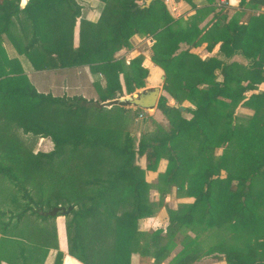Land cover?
<instances>
[{
	"label": "trees",
	"instance_id": "1",
	"mask_svg": "<svg viewBox=\"0 0 264 264\" xmlns=\"http://www.w3.org/2000/svg\"><path fill=\"white\" fill-rule=\"evenodd\" d=\"M101 1L100 17L90 23L95 32L87 37L80 27L78 45L61 54L70 45L72 26L78 16L74 0H26L22 6L19 0H0V107L8 105L6 113L13 111L14 115L29 119L30 124L40 125L42 131L23 126L22 122L19 126L24 132L49 136L52 148L35 153L45 156L48 162L62 156L64 149L72 153L78 147L86 148V155L92 157L96 148L104 146L115 157L113 168L103 170L105 175L93 170L89 178L84 177L78 185L67 184L54 198L34 199L26 190L22 196L28 203H46L47 210L36 214L40 218L63 214L60 209L70 205L63 214L67 217V252L82 264H129L132 252L149 254L158 264L174 246L176 230L182 228L186 229L179 231L181 246L170 257V264H191L201 254L222 257L229 264H264V89L254 91L259 83H264V13L249 15L239 22L234 16L225 21L223 15L214 12L215 19L199 33L201 28L197 30L196 23L213 9L210 5L196 8L194 16L184 20L171 17L162 0H151L147 6L143 0ZM239 2L264 5V0ZM39 13L53 17L49 26L60 47L56 65L88 62L90 68L99 67L104 73L103 87L94 81L98 99L37 91L15 65L16 59L6 55L2 35L12 38L11 28L15 25L25 38L18 47L20 52L30 55V49L35 51L44 42L48 23L44 26L36 20ZM46 17L42 22L47 21ZM26 20L28 32L24 27ZM133 33L153 37L150 58L163 69L162 89L174 99L168 104L165 96L159 94L156 101V108L168 118L166 129L157 125L152 135L138 140L134 151L129 148L128 133L116 145L98 137L74 135L76 124L71 121L51 119L52 124H40L41 112L53 104L61 105L60 111L67 114L78 108L110 106L106 100L121 93L119 73L126 92L142 85L145 69L140 65L141 55L132 57L127 64L123 57H107L99 62L101 58H93L104 49L128 47ZM202 40H206L207 49L219 42L221 57L201 58L189 50ZM179 42L187 46L180 47ZM232 53L241 54L246 62L228 61ZM248 90L251 91L246 93ZM182 99L193 105L186 107L189 117L181 114ZM236 105L251 108L252 112L246 117L237 116ZM216 146L222 147L219 154L213 152ZM134 152H145L148 169L155 167L159 157H166L165 167L157 175L162 181L158 185L160 196L166 185L175 184L178 191L190 197L174 209L166 207L164 231L156 228L147 232L139 227L140 219L151 215L161 202L146 197L149 183L143 169L131 163ZM0 171L14 179L9 167H0ZM34 210L26 204L14 216L20 219L26 211ZM187 230L194 235L187 234ZM259 234L263 236L256 239ZM51 264H59L56 253ZM63 264L77 262L65 257Z\"/></svg>",
	"mask_w": 264,
	"mask_h": 264
},
{
	"label": "rangeland",
	"instance_id": "2",
	"mask_svg": "<svg viewBox=\"0 0 264 264\" xmlns=\"http://www.w3.org/2000/svg\"><path fill=\"white\" fill-rule=\"evenodd\" d=\"M185 1L192 4L191 0ZM171 13L173 15L175 12ZM178 13V16L180 17L182 12ZM221 13L224 19H229L230 16L227 17L225 12L221 11ZM236 13H239V11H236ZM242 13L243 12L241 11V14ZM259 13H263V11L253 14L257 15ZM207 25L208 21L200 19L195 28L197 29L200 27L201 29L197 30L201 33ZM195 28H193V30ZM196 49V53L201 50L199 48L198 50ZM229 58L227 60L231 61ZM262 89H264V83L258 84L254 91ZM249 91L251 90L246 91V93ZM123 94L124 93H120L116 96ZM159 94H161V91ZM50 106L51 108H46L48 112L43 111L50 124H52V120L61 123L71 121L76 124V131L73 132L74 135H80L82 138L86 139L98 137L116 145H119L121 140L125 137V134L128 133L131 139L129 148L134 151L137 147L138 140H145L147 136L152 135L155 132L157 125L164 129H166L168 125V118L161 111L160 113L163 114V116H160L159 119H155L153 118L154 116L149 115L150 111L140 108L135 110L133 109L134 107H129V109L125 110L116 105L104 106L100 109L90 107L82 110L78 108L71 114H67L60 111L62 106L59 104H53ZM8 108L10 107L7 105L2 110L7 111ZM234 112L237 116L246 117L252 112V109L243 105H236L234 107ZM139 113H141V116H139ZM181 113L183 115L190 114L185 109L181 110ZM9 115L12 116V113L8 112L3 116L7 117ZM16 115L13 116L12 119L1 118L0 112V153L6 156L0 165L8 166L10 172L14 176L12 181L8 178L10 180V190L7 192V195H4L5 198L2 197L4 191L0 189V264H51L55 253L57 254V261L59 259V264H61L62 256L65 255V257H69V253L67 252L68 237L65 228L67 217L63 214L46 218L38 217L36 215L37 213H43L47 210L46 203L40 201L36 203H28L27 198L23 197L22 193L26 190L34 199H37V197L40 199H47V197L54 198L57 194H60L65 190L67 184L72 183L78 185V182L84 177L89 178L93 170L101 173V175H105L103 170L113 168L112 165L115 162V157L113 153L104 146L96 148L95 156L92 157L86 155V148L81 150L80 147H78V149L72 153L68 152L67 149H64L62 156L54 157L51 162H48L46 161L45 156L30 152L31 143L35 138V133L32 131L23 132L19 126L21 124L20 122L23 123L21 124L23 126H32L38 129L40 128V125L37 123L30 124L32 122H30L29 119L25 120L19 115H17L19 117ZM39 122L40 124L42 122L40 118ZM4 124H6V126H4ZM136 131H138L137 134ZM47 138L49 139V137ZM221 149V146L214 147V154H219ZM161 155L165 154L161 153ZM160 158L165 159L162 161H165L166 164V157L161 156L157 160L153 169L145 167V152H134V155L131 158V163L142 168L144 171L143 175L148 180L149 187L146 189V197L148 200H150L151 197V189L155 187L159 192L158 185L162 182L157 176L165 167L160 168V165L158 164ZM2 176L9 177V175L0 171V178ZM165 192H167L166 195H168L169 198L168 200L163 199L164 208H161H163L167 218L166 207L174 209L177 207V204L185 201V197L188 196L184 195L183 192L178 191L175 184L166 185ZM8 195L12 202L11 207H9V199L6 198ZM158 200L162 204V196ZM26 204H29L35 209V212L31 213L26 211L20 219H17L14 216L15 213L21 210ZM159 210L161 209L159 208L158 211ZM60 211L63 212L64 208L60 209ZM157 212L155 214L156 216ZM151 220L154 221V217L151 218ZM151 223L152 222L149 219H146L143 223L144 229L148 230L147 232L151 231L152 228V230H154L155 227L160 228ZM160 229L162 230V228ZM184 229L186 228H182V231L176 230L177 232H175L176 235L174 240L179 244V248L181 245L178 240L182 237V234L179 233V231L183 233ZM186 233L190 236L194 235L191 230H187ZM262 236L263 235L259 234L258 236L256 235L255 238L260 239ZM165 239L166 235H163L162 240ZM177 248L178 245L174 246L173 250H176ZM200 257L213 259L215 256L212 254H201L193 259L192 262ZM215 258H220L229 264L222 257ZM141 260L140 263L137 262L136 264H149L148 260L145 261L143 258ZM129 264H132L131 257L129 259Z\"/></svg>",
	"mask_w": 264,
	"mask_h": 264
},
{
	"label": "crops",
	"instance_id": "3",
	"mask_svg": "<svg viewBox=\"0 0 264 264\" xmlns=\"http://www.w3.org/2000/svg\"><path fill=\"white\" fill-rule=\"evenodd\" d=\"M26 0H19V5L22 6L25 3ZM75 3L78 5V16L74 19V24L72 26L71 30V36H70V45L69 43L66 45L68 48H64L61 51V54L69 52V50H72L74 47L78 45L79 42V32L80 27L84 31L85 34H87V37L90 36V33L95 32V30H92L91 24L96 22L101 14V9L103 6V1L101 0H74ZM164 3V6L167 10V13L173 17L186 19L189 17L194 16L195 9L198 7H203L204 5H210L213 7L212 10H208L206 12L202 19L204 21H208V25L205 26V31L207 27L211 24V22L215 19L213 16V13L216 12L217 15H222V12L226 13L227 17L234 16L238 19V21H245L246 18L249 15H255L253 13L262 12L264 13V5L259 4L255 6H250L246 3H240L239 0H212L211 2H207V0H191L192 4H189L185 0H162ZM246 1V0H245ZM174 10V11H171ZM226 10V11H225ZM236 11H239V13H236ZM241 11L243 12L241 14ZM171 12H175L173 15ZM182 12V15L179 17V13ZM231 12V13H230ZM215 14V15H216ZM46 15H43L42 13H39V17L37 15V21L45 26V23H48L46 29V36L47 38L44 40V42L41 43L40 46H37L35 48V51L30 49V55L25 54L24 52L19 51V46L22 45L23 41L25 40L24 36L21 34L20 29L15 27L11 28L12 31V38H9L6 35H2V46L4 48V51L8 57L15 58L16 63L15 65L20 67L23 70V73L26 75L28 81L32 84V86L37 90L41 92H48L52 95H61L65 94L68 96L71 95H80L86 99H98V93L96 91V88L94 86V81L97 82L100 87H103L105 84V76L104 73L100 70L99 67L90 68L88 62H82L80 64L76 65H67V66H58L56 65L58 63V52H59V42L54 39L51 32V26L49 24H52L53 17L49 16L46 17L47 21L42 22V20H45ZM229 17V18H230ZM245 17V19H244ZM208 19V20H207ZM226 21V19H224ZM200 20L196 24L199 23ZM90 25H89V24ZM28 24L29 21L26 20L24 22V27L26 31L28 32ZM200 28V27H198ZM202 31V32H203ZM201 32V33H202ZM130 45L128 47L121 46L120 48L111 51L104 49L103 51L99 53H95L93 55L94 59L101 58L98 60L102 61V59H106L107 57H123L124 63L127 64L129 59L136 55H141L140 59V65L144 67L145 74L142 77V85L135 87L134 89L143 87L144 85L152 86V85H159L161 94H163L166 98V103L172 104L174 103V99L165 91L162 89V83L164 78V71L163 69L153 62L150 58V54L152 53L151 45L153 42V37L150 34H138L133 33L128 38ZM84 42V41H83ZM206 40H202L200 43L190 46L189 50L192 52H195V49L200 50V52L197 51V55L201 58L208 57V56H217L221 57L218 51L219 42H216L211 49L205 48ZM180 47L187 46L184 42H179ZM196 47V48H194ZM229 60H234L238 62L244 63L246 60L245 58L239 54V53H232L230 55ZM96 62V63H98ZM95 65V64H94ZM220 78V76H218ZM118 80L121 85V93H126L124 88V83L122 79V74H118ZM263 82L259 83L262 84ZM159 91V92H160ZM191 102L187 99L181 100V106L184 107L186 110V107L192 108ZM108 106V105H107ZM0 109H4V107H0ZM5 110L1 112V118H10L12 119L14 113L12 112V116H3L6 115ZM187 112L190 113V111L187 110ZM182 114V113H181ZM40 120L44 122H48V118L44 113L41 112L40 114ZM149 115L154 116L153 118L159 119L160 116H163V114L160 113V110L154 106L153 110L149 112ZM183 115V114H182ZM17 116V115H16ZM184 117H189L188 115H183ZM18 117V116H17ZM22 118V117H21ZM24 119V118H22ZM38 118H34L33 120L36 121ZM39 120V119H38ZM11 121V120H8ZM6 126V124H4ZM22 129V128H21ZM39 131H42V129ZM24 132V131H23ZM138 131H136V134ZM49 136H43L42 133H35V138L32 140L30 152L36 153L39 152H47L52 148V142ZM1 152V150H0ZM11 157V156H10ZM6 156L0 153V163L3 159H5ZM165 160L163 158H160L159 165L160 168L165 166ZM0 167H8L6 165H0ZM12 179L10 177H1L0 178V185L4 193V195H7L8 191L10 190V180ZM146 180L147 178L144 177ZM148 181V180H147ZM152 193L150 200H158L161 198L160 193L158 192L157 188H152ZM167 192H165L162 195V204L158 206V208L155 210V212L151 215L144 216L139 221V227L142 230L148 231L144 229L143 223L146 219H149L154 225H157L158 227L162 228V231H164V228L167 224V219L165 216V212L163 210V199L168 200V195H166ZM5 198V197H4ZM9 199V195L6 197ZM190 200V197H185V201ZM9 207L12 206V202L9 199ZM167 202V201H166ZM163 207V208H161ZM161 209L158 211V209ZM158 211V212H157ZM157 212V216L155 215ZM154 217V221L151 220V218ZM153 225V226H154ZM156 228V227H155ZM154 228V229H155ZM153 229V228H152ZM151 229V230H152ZM179 244L175 242L174 246ZM174 246L168 251L165 257L160 259L158 264H170L171 262L170 257L176 252L174 249ZM68 255V254H67ZM69 257L72 258L77 262V264H82L81 261L76 259L74 256L69 254ZM130 257L132 259V264H136L137 262L140 263L143 258L145 261L148 260L149 264L153 263V257L149 254H140L138 252H132L130 254ZM65 258V255L61 258V264H63V260ZM130 259V258H129ZM46 262V261H45ZM191 264H227L224 260L220 258H202L195 260Z\"/></svg>",
	"mask_w": 264,
	"mask_h": 264
},
{
	"label": "water",
	"instance_id": "4",
	"mask_svg": "<svg viewBox=\"0 0 264 264\" xmlns=\"http://www.w3.org/2000/svg\"><path fill=\"white\" fill-rule=\"evenodd\" d=\"M151 0H143V5L147 6ZM160 86L159 85H144L143 87L134 89L129 93H125L120 96H116L107 99L106 102L111 104L122 105L124 107H134L144 109L146 111H152L156 105L157 98L159 96ZM70 209V205L63 211L66 212Z\"/></svg>",
	"mask_w": 264,
	"mask_h": 264
},
{
	"label": "built area",
	"instance_id": "5",
	"mask_svg": "<svg viewBox=\"0 0 264 264\" xmlns=\"http://www.w3.org/2000/svg\"><path fill=\"white\" fill-rule=\"evenodd\" d=\"M139 116H141V113H139Z\"/></svg>",
	"mask_w": 264,
	"mask_h": 264
}]
</instances>
